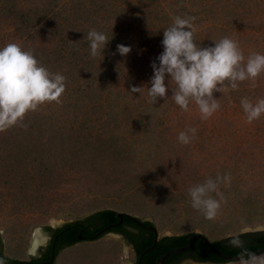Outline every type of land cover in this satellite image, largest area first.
<instances>
[{
  "label": "rangeland",
  "instance_id": "rangeland-1",
  "mask_svg": "<svg viewBox=\"0 0 264 264\" xmlns=\"http://www.w3.org/2000/svg\"><path fill=\"white\" fill-rule=\"evenodd\" d=\"M176 15L196 17L204 47L230 37L246 58L264 53V0H0V47L18 43L66 77L59 103L29 112L26 127L0 132L4 255L35 258L51 241L47 227L104 210L152 222L159 238L202 233L216 242L264 230V115L249 124L240 103L264 98V73L255 87L247 80L214 93L221 107L207 120L194 103L184 112L171 99L149 103L146 87L142 98L130 92L150 86L163 30ZM91 29L110 40L95 59L83 39ZM120 44L132 49L127 57ZM192 127L196 137L181 145L179 133ZM224 173L231 174L219 189L226 203L210 221L187 191ZM136 260L127 240L109 233L62 251L56 264Z\"/></svg>",
  "mask_w": 264,
  "mask_h": 264
},
{
  "label": "clouds",
  "instance_id": "clouds-1",
  "mask_svg": "<svg viewBox=\"0 0 264 264\" xmlns=\"http://www.w3.org/2000/svg\"><path fill=\"white\" fill-rule=\"evenodd\" d=\"M195 20L194 16L176 15L173 18L172 24L163 30V52L157 57L159 63L151 65L154 75L150 86L133 85L130 92L139 93L142 98L146 87L149 103L155 105L159 99L166 102L171 99L184 112L189 111L190 103H194L201 120H207L221 107L220 99L215 98L214 93L236 90L239 83L247 80L255 87L257 78L264 73V53H251L246 58L238 41L230 37L212 40L214 46L204 47L195 40ZM83 39L88 41L93 59L104 53L110 42L106 33L96 29L88 31ZM131 51L128 46L117 45V52L123 57ZM169 89L172 92L170 98ZM65 91L66 77L41 65L33 51L14 42L0 47V132L17 125L26 127L22 121L29 112L38 110L45 103H59ZM240 103L247 123L251 124L264 115V98L253 102L245 97ZM196 135L195 127L188 128L179 133L178 142L188 145ZM230 183L231 174L224 173L191 186L187 194L192 208L201 212L205 219L214 220L222 201L226 203L220 185ZM230 244L243 249L238 237ZM181 264H196V261L186 258ZM235 264H264V254L243 250Z\"/></svg>",
  "mask_w": 264,
  "mask_h": 264
},
{
  "label": "trees",
  "instance_id": "trees-1",
  "mask_svg": "<svg viewBox=\"0 0 264 264\" xmlns=\"http://www.w3.org/2000/svg\"><path fill=\"white\" fill-rule=\"evenodd\" d=\"M89 17L92 16L89 15ZM198 43L201 44L203 42L199 41ZM86 45L87 43H85V46ZM39 62L41 61L39 60ZM15 155L19 156V153L18 155L15 153ZM118 214V212L113 210H104L94 213L85 219L67 223L62 227L56 228L55 230H52L51 227H47L46 230L50 232L52 240L37 257H33L30 260H23L21 258L12 259L9 256L4 255V246L2 244V238L0 235V264H56L59 253L68 249L69 247L76 245L79 242H82L78 238V235L82 233V230L84 231V235L87 234L93 237L91 240H98L102 238V233L104 232L101 234L100 232L104 227L120 221ZM144 223L147 226H154L153 223L149 221H144ZM109 230L114 233L122 234L124 239H126L127 242L133 246V249L136 253V264L138 263L142 253L149 249L154 243L155 235L150 231L140 227L128 217H124V222L122 225L119 227H113ZM192 235H194V233L178 236H164L159 238L156 247L144 255L141 264H156L157 260L169 251L187 246L190 243V237ZM237 237L240 241H242L243 249L231 246L230 241ZM213 244L221 252L228 255L239 256L243 250L253 253L264 248V231L244 233L239 236L229 237L224 240L213 242ZM186 258H191L195 260L196 263L200 264L227 263L226 260H222L216 256L213 251L210 250L202 241H197L189 251L170 255L165 260L164 264H181V262Z\"/></svg>",
  "mask_w": 264,
  "mask_h": 264
},
{
  "label": "water",
  "instance_id": "water-1",
  "mask_svg": "<svg viewBox=\"0 0 264 264\" xmlns=\"http://www.w3.org/2000/svg\"><path fill=\"white\" fill-rule=\"evenodd\" d=\"M124 217L130 218V220H132L133 222H135L137 225H139L140 227H142V228L150 231L151 233H153L155 235L154 236V243H153V245L149 249H147L144 253H142V255L139 258L140 260H139V263L138 264H141V261H142L144 255L147 254L148 252H150L151 250H153L156 247V245H157V243L159 241L158 231H157V228L156 227H154V226H147V225H145V223H143L141 220H139L136 217H132V216L127 215V214L119 213L118 214V218H119L120 222L118 224H113V225H111V226L103 229L100 232V234L102 232L106 231V230H109V229L117 226V225H120L123 222ZM245 232H249V231H245ZM42 241L43 240H41V239H37V243L36 244L34 243V246H36V248H39L41 246L40 243H42ZM197 241H202L210 250L213 251V253L216 256H218L222 260H226L227 263H232V262H236L237 261L238 256L228 255V254H225V253L221 252L219 249H217L215 247V245L213 244V242L206 235H204L202 233H194V235H192L190 237V243L187 246L181 247V248H177V249H173V250L169 251L165 255L161 256L157 260L156 264H164L165 263V260L170 255H172V254H175V253H184V252L189 251L195 245V243ZM34 250L35 249H33V251ZM253 253H255L257 255L264 254V248H262V249H260L258 251H255ZM31 255L33 256L34 254L32 253Z\"/></svg>",
  "mask_w": 264,
  "mask_h": 264
},
{
  "label": "flooded vegetation",
  "instance_id": "flooded-vegetation-1",
  "mask_svg": "<svg viewBox=\"0 0 264 264\" xmlns=\"http://www.w3.org/2000/svg\"><path fill=\"white\" fill-rule=\"evenodd\" d=\"M120 221H118V222H115V223H113V224H118ZM123 222H124V219H123ZM122 222V223H123ZM122 223L120 224V225H122ZM113 224H111V225H113ZM111 225H108V226H111ZM120 225H117V226H115V227H119ZM108 226H106V227H104L103 229H105V228H107ZM83 230H82V233H80L79 235H78V238L80 239V241H92L91 239H93V237L91 236V235H87V234H83ZM109 233H114V232H112L111 230H106V231H104V233H102V237L104 236V235H106V234H109ZM114 234H118V233H114ZM118 235H121V237H123L124 238V236L122 235V234H118ZM51 236V235H50ZM51 238V240H52V237H50ZM88 239H90V240H88ZM129 245L131 246V248H132V250L134 251V249H133V246L129 243ZM134 255L136 256V253H135V251H134ZM140 260V259H139ZM139 260H138V263H139ZM142 262V261H141ZM137 263V264H138Z\"/></svg>",
  "mask_w": 264,
  "mask_h": 264
},
{
  "label": "bare ground",
  "instance_id": "bare-ground-1",
  "mask_svg": "<svg viewBox=\"0 0 264 264\" xmlns=\"http://www.w3.org/2000/svg\"><path fill=\"white\" fill-rule=\"evenodd\" d=\"M37 243V240L35 241V244ZM34 249H36V246H34Z\"/></svg>",
  "mask_w": 264,
  "mask_h": 264
}]
</instances>
